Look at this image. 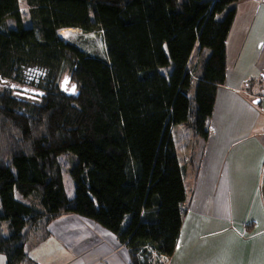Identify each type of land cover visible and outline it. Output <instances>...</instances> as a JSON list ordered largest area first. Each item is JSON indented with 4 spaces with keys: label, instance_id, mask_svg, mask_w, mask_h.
Here are the masks:
<instances>
[{
    "label": "trees",
    "instance_id": "1",
    "mask_svg": "<svg viewBox=\"0 0 264 264\" xmlns=\"http://www.w3.org/2000/svg\"><path fill=\"white\" fill-rule=\"evenodd\" d=\"M246 1L25 0L30 25H24L19 0H0L6 264H30L31 232L67 215L112 233L129 264H146L149 250L174 255L189 213L187 165H194V177L226 79L227 36L237 5ZM65 29L101 33L106 59L65 42L59 36ZM66 69L72 95L59 84ZM173 125L189 130L193 146L203 143L186 166Z\"/></svg>",
    "mask_w": 264,
    "mask_h": 264
},
{
    "label": "crops",
    "instance_id": "2",
    "mask_svg": "<svg viewBox=\"0 0 264 264\" xmlns=\"http://www.w3.org/2000/svg\"><path fill=\"white\" fill-rule=\"evenodd\" d=\"M226 65L199 169L192 182L188 168L184 180L189 213L174 255L164 257L168 264H264V2L237 5ZM50 229L54 249L37 259L28 255L33 264H73L63 263L70 254L81 264H129L125 247L91 221L67 216ZM70 237L76 240L64 250L60 243Z\"/></svg>",
    "mask_w": 264,
    "mask_h": 264
},
{
    "label": "rangeland",
    "instance_id": "3",
    "mask_svg": "<svg viewBox=\"0 0 264 264\" xmlns=\"http://www.w3.org/2000/svg\"><path fill=\"white\" fill-rule=\"evenodd\" d=\"M19 9H20V12H21V15L23 18L24 25H28V24L30 25L28 8L26 6L25 0H19ZM9 26L14 27V23L12 21H9ZM65 31H66L65 36L61 37L65 42H69V43L74 44L81 51H83L84 53H86L90 56L99 57L103 60L106 59V49L104 46V42H103L101 33H84L80 30H75V29H66ZM59 36H60V34H59ZM194 59H195V57H193V62H194ZM226 72H227V70H226ZM68 75H69V72L66 69L65 72H63L61 77H60V81H59L60 85H61L62 81L67 80L66 78L68 77ZM69 87H70V84L67 83V89ZM245 88L248 89L249 87H247L245 85ZM31 92H34V91H31ZM31 94H35V93H31ZM254 101H258V100H254ZM170 131H171L172 137L174 139V142H175V145L177 148L179 161L182 165L186 166L190 162V156L192 154V149L195 148V150H194L195 154H196V152L199 153V151L202 152L203 149L201 150V146L203 143L201 141H197L196 145L193 146V144H192L193 141L191 140L190 132L183 125H173V126H171ZM59 161H60L61 166H62L63 182H64L65 187H66V194H67V196L69 195V197L73 196V184H72L71 180L69 179V177L67 176L66 171H65L67 166H68V159L66 156L62 155L59 158ZM187 166H188L187 172H188V168H190V170L192 171V175H191L192 179L191 180L193 182L194 178H193V169L192 168L194 167V165L188 164ZM20 200L23 201L22 199H20ZM67 216H71V215H67ZM67 216H63V217H67ZM58 219H56V220H58ZM56 220L52 221L47 226L45 231L31 232L30 237L28 239V242L26 244V251L30 257L34 256L37 259L38 257H41L46 253L52 252V250L54 249V247L52 245L53 241L50 239L49 240H47V239L50 236L52 237V230L50 229V226L52 223L54 224ZM5 235H7L6 229H5ZM73 240H76V239L73 237H70V239L65 238L64 240L61 241L62 243H60V244L64 247V250H66L67 245L68 244L70 245ZM56 249H58L57 246H56ZM147 253H149V255L144 256V258H146V257H150V258H149V260H148V258H146L147 259L146 264H168V261L166 258L160 259V257H165V256L158 255L157 253L150 251V250L147 251ZM30 257H29V259H31ZM43 259H45V257L41 258V260H43ZM49 260H51V259H49ZM67 260L70 262H72V261L75 262L73 264H81L82 263V262H76L77 257L74 256L73 254H70V256L67 257V259H65L63 261V263H65ZM23 264H25V263H23ZM30 264H33L32 261L30 262Z\"/></svg>",
    "mask_w": 264,
    "mask_h": 264
},
{
    "label": "water",
    "instance_id": "4",
    "mask_svg": "<svg viewBox=\"0 0 264 264\" xmlns=\"http://www.w3.org/2000/svg\"><path fill=\"white\" fill-rule=\"evenodd\" d=\"M67 81L68 83V80H64L62 81L61 83V89L63 91H66L67 94L69 95H72L74 93V91H72V87H69L67 90V83H65ZM31 93H35V94H38L37 92H31ZM258 101H255V103H257ZM261 196H262V200H263V204H264V166H263V172H262V182H261Z\"/></svg>",
    "mask_w": 264,
    "mask_h": 264
},
{
    "label": "bare ground",
    "instance_id": "5",
    "mask_svg": "<svg viewBox=\"0 0 264 264\" xmlns=\"http://www.w3.org/2000/svg\"><path fill=\"white\" fill-rule=\"evenodd\" d=\"M66 30V29H65ZM65 30H61L60 32H59V34H60V37H63V36H65V33H66V31Z\"/></svg>",
    "mask_w": 264,
    "mask_h": 264
},
{
    "label": "snow or ice",
    "instance_id": "6",
    "mask_svg": "<svg viewBox=\"0 0 264 264\" xmlns=\"http://www.w3.org/2000/svg\"><path fill=\"white\" fill-rule=\"evenodd\" d=\"M65 83H67V81ZM66 90H67V88H66ZM74 90H75V86L72 87V91H74Z\"/></svg>",
    "mask_w": 264,
    "mask_h": 264
},
{
    "label": "built area",
    "instance_id": "7",
    "mask_svg": "<svg viewBox=\"0 0 264 264\" xmlns=\"http://www.w3.org/2000/svg\"><path fill=\"white\" fill-rule=\"evenodd\" d=\"M160 258H164V257H160Z\"/></svg>",
    "mask_w": 264,
    "mask_h": 264
}]
</instances>
